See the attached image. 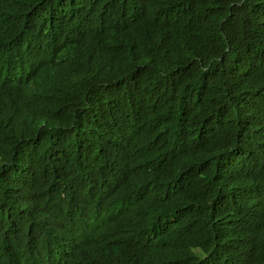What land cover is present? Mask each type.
I'll return each mask as SVG.
<instances>
[{
  "label": "trees",
  "instance_id": "16d2710c",
  "mask_svg": "<svg viewBox=\"0 0 264 264\" xmlns=\"http://www.w3.org/2000/svg\"><path fill=\"white\" fill-rule=\"evenodd\" d=\"M0 264H264V0H0Z\"/></svg>",
  "mask_w": 264,
  "mask_h": 264
}]
</instances>
